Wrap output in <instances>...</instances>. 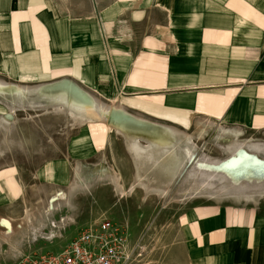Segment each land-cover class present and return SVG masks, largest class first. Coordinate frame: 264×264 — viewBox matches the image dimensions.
<instances>
[{"label": "crops", "instance_id": "obj_1", "mask_svg": "<svg viewBox=\"0 0 264 264\" xmlns=\"http://www.w3.org/2000/svg\"><path fill=\"white\" fill-rule=\"evenodd\" d=\"M0 82L2 97L23 101L28 93H38L83 119L89 116L71 108L81 94L110 110L120 106L175 127L194 128L200 120L221 123L229 131L221 128L219 140L239 138L243 131L264 136V0H0ZM0 113L12 112L0 106ZM79 123L63 120L60 125L70 133L80 129L68 140L70 156L97 159L122 148V122L91 118ZM22 170L16 164L0 169V264H13L27 254L26 225L36 238L45 227L53 240L67 234L73 240L80 226L107 219L103 216L112 210L113 221L119 217L128 224L156 225L163 237L158 264H264V198L178 199L159 206L123 203L114 195L104 207L100 199L108 191L102 185L86 195V201L95 199L91 210L81 209L84 218L71 216L69 200L64 210H56L61 204L53 202L60 198L46 194L42 204L49 206L48 215L26 223L12 219L10 212L25 197ZM49 170L53 179L62 178L55 166ZM112 171L120 178L113 180L111 192L128 190L135 196L136 173L126 183L113 164ZM145 185L154 190L152 183ZM155 191L164 189L158 185ZM129 209L146 210L133 219Z\"/></svg>", "mask_w": 264, "mask_h": 264}, {"label": "rangeland", "instance_id": "obj_2", "mask_svg": "<svg viewBox=\"0 0 264 264\" xmlns=\"http://www.w3.org/2000/svg\"><path fill=\"white\" fill-rule=\"evenodd\" d=\"M35 97L36 95H29L21 101L20 98L0 96V106L7 112H12L11 116L0 113V169L16 164L23 169L21 172L25 175V197L18 207L10 209L12 219L21 217L27 223L29 219L32 221L34 216L39 218L48 215L49 206L42 204L46 194L60 198L53 202L54 205L61 204L56 210H64L63 206H66L65 202L69 200L72 204V207H68L72 212L71 216L84 218L85 215L80 213L81 209L88 206L91 210L95 199L90 197L86 201V195L99 187L101 189L102 185H105L108 191L100 199V204L105 205L104 207L106 203L112 202L114 195L123 203L144 205L146 201L159 206H166L178 199L222 203L264 198V136L260 135V132L243 131L238 132L239 138L231 136L219 140L216 137L220 129L228 130L223 128L221 123L205 124L206 120H200L194 128H181L151 119L139 112L121 110L122 125L129 116L154 126L159 133L156 131L151 134L150 131L141 130L137 126L129 129L122 126L118 128L121 129L120 134L118 133L122 141L121 149H116L113 155L105 153L97 159H81L80 156H70L71 144L68 141L71 135L72 140L75 139L80 129L74 127L70 133L60 125L63 120H70L74 126H78L80 121H90L92 117L83 119L71 115L60 110L59 102L40 95ZM114 107L118 110L122 108ZM108 118L106 117L107 120L111 119ZM167 131L176 134L167 135ZM59 132L62 138L56 136ZM163 139L169 144L162 143ZM240 148L260 158V162H254L253 165L240 163L231 165L230 168L226 163L220 167L222 163L238 156ZM188 154L192 157L188 158ZM112 164L124 174L126 183L129 174L136 173L137 189L133 193L135 196L130 197L128 190L111 192L116 186L113 180L116 178L118 181L120 178L113 173ZM50 166H55L57 175L62 171V178L53 179L55 174H48ZM146 183L153 184L152 192L146 188ZM158 185L164 189L162 193L155 191ZM30 199L37 201L32 202ZM129 210L134 219L146 209ZM110 213L103 217L110 220V216L114 219L117 217L114 216V210ZM118 219L119 221H112L126 227L130 244L136 246L139 251L135 264H158L163 237L156 225L145 221H131V224H128L123 219ZM96 220L88 223L92 224ZM26 227L27 225L24 227L23 242L28 247L27 254H57L65 249L73 238L67 234L63 238L53 240V234L45 227L39 238H36L35 232H32V229L27 232L30 227Z\"/></svg>", "mask_w": 264, "mask_h": 264}, {"label": "built area", "instance_id": "obj_3", "mask_svg": "<svg viewBox=\"0 0 264 264\" xmlns=\"http://www.w3.org/2000/svg\"><path fill=\"white\" fill-rule=\"evenodd\" d=\"M138 256L126 227L104 219L80 228L71 243L57 254L33 252L13 264H135Z\"/></svg>", "mask_w": 264, "mask_h": 264}, {"label": "bare ground", "instance_id": "obj_4", "mask_svg": "<svg viewBox=\"0 0 264 264\" xmlns=\"http://www.w3.org/2000/svg\"><path fill=\"white\" fill-rule=\"evenodd\" d=\"M67 83V82H66ZM2 84H3V82H2ZM1 84V82H0V90H1V88L3 87V85ZM64 85H65V83H64ZM68 85V84H67ZM72 85V84H71ZM58 86V85H57ZM56 86V87H57ZM61 86V85H60ZM69 86V85H68ZM67 86V87H68ZM55 86L52 88V87H50V88H52V91H54L53 89L54 88H56ZM5 88V87H4ZM14 88V87H13ZM17 88V87H16ZM15 88V90H18V89H16ZM59 88V87H58ZM62 88H63V86H62ZM64 88H66V87H64ZM63 88V89H64ZM71 88H72V86L69 88H67L68 89V91H69V89H70V92L72 91L71 90ZM76 88V87H75ZM9 89V88H8ZM11 89H12V87H11ZM22 90H24L23 88H21ZM20 89V90H21ZM43 90L45 89V87L44 88H42ZM49 89V88H48ZM47 89V90H48ZM61 89V88H60ZM77 89H78V87H77ZM2 90H3V88H2ZM20 90H18V91H20ZM21 90V91H22ZM28 90V89H27ZM27 90H24V91H27ZM39 91H40V89H38ZM74 90V89H73ZM4 91V90H3ZM9 91H11L10 89H9ZM20 91V92H21ZM42 91V90H41ZM46 91V90H45ZM52 91H50V93H52ZM56 91H58V90H56ZM55 91V92H56ZM60 91V90H59ZM59 91L57 92V93H59ZM62 91V90H61ZM60 91V92H61ZM66 91V90H65ZM78 91H79V89H78ZM78 91H76L75 93H77ZM2 91H0V93H1ZM17 92V91H16ZM16 92H14V94L16 93ZM36 92V91H35ZM38 92V91H37ZM48 92H49V90H48ZM54 92V93H55ZM64 92V91H63ZM73 92V91H72ZM82 92V91H81ZM81 92H78V95H79V93L81 94ZM11 93H12V91H11ZM33 93V92H32ZM66 93V92H65ZM64 93V94H65ZM75 93L73 94V95H75ZM84 93V92H83ZM39 94H40V92H39ZM62 93H59V95H61ZM63 94V95H64ZM67 94H69L68 92H67ZM4 95H6L5 93H4ZM33 95H34V93H33ZM37 95H38V93H37ZM37 95H36V97H37ZM42 95V94H41ZM82 95V97L81 96H79L78 98H77V103H74L75 102V100H74V102H73V105H74V107H71V108H74V112H75V110L78 112V114H82V115H84V116H89V117H92L93 119H97V120H104V121H106L107 119H106V117L107 116H110V118L111 119H113V121L114 122H120V121H122L123 119L121 118V116H120V113H121V110H118L117 108H112V110H110V107L109 108H107V107H105V106H101L96 100H94V99H92L90 96H88V95H83V94H81ZM15 96H16V94H15ZM21 96V95H20ZM25 96V95H24ZM24 96H22V97H24ZM27 96H29V93H28V95ZM39 96V95H38ZM49 96V95H48ZM57 96V95H56ZM66 96V95H65ZM72 95H70L69 97H71ZM35 97V98H36ZM45 97H47V96H45L44 95V98ZM60 97V96H59ZM73 97V96H72ZM75 97V96H74ZM81 97V99H79ZM19 98V97H18ZM50 98V97H49ZM61 98H63V97H61ZM61 98H60V100H61ZM24 99V98H23ZM54 99H57V98H55L54 97ZM14 100V99H13ZM19 100V99H18ZM21 100V99H20ZM58 100V99H57ZM65 100V99H64ZM67 100V99H66ZM22 101V100H21ZM62 101H63V99H62ZM69 101H70V99H69ZM48 102H50L51 103V101H48ZM65 103H66V101H64ZM65 103H64V105H65ZM68 103V102H67ZM53 104H54V102H53ZM57 104V103H56ZM81 104V105H80ZM62 105V104H61ZM72 106V105H71ZM76 112V113H77ZM124 114V113H123ZM124 116V115H123ZM125 117V116H124ZM128 118H126L127 120L125 121L126 123H124L123 125H125L128 129L129 128H134V126H137V127H139L141 130H148V131H150L149 133H151V134H155V132L157 131V133H159L158 131V129L157 128H155V127H151V128H148V127H144L142 124L143 123H141L142 121H140V122H136V120L135 119H133V118H131V117H129V116H127ZM131 121V122H130ZM138 121V120H137ZM123 123V122H122ZM120 124V123H119ZM149 126V125H148ZM136 129V128H135ZM147 133V132H146ZM178 133V132H177ZM174 135L175 136V134L174 133H169L168 135ZM162 141V143L163 142H165L166 144H169V142L168 141H165L164 139L163 140H161ZM191 154V153H190ZM191 156V155H190ZM260 162V159H258L256 156H254V155H252V154H249V153H247V152H245V151H241V152H239L238 153V156H236V157H233V158H231L229 161H227L226 163V165H228V167L230 168V166L231 165H233V166H235V165H239L240 163H244V165H248V163H251L252 165L253 164H255L254 162Z\"/></svg>", "mask_w": 264, "mask_h": 264}]
</instances>
